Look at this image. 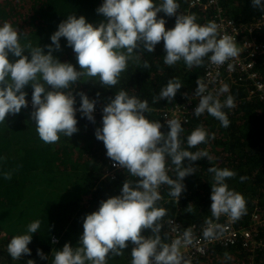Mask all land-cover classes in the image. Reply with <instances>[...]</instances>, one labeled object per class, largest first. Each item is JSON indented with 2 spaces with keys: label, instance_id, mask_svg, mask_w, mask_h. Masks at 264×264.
Here are the masks:
<instances>
[{
  "label": "clouds",
  "instance_id": "obj_1",
  "mask_svg": "<svg viewBox=\"0 0 264 264\" xmlns=\"http://www.w3.org/2000/svg\"><path fill=\"white\" fill-rule=\"evenodd\" d=\"M253 8L264 12V0H251ZM178 0H103L96 13L104 19L90 23L83 15L68 14L50 35L51 43L41 47L21 44L19 29L9 22L0 23V123L6 117L15 116L28 107L26 86H31L30 118L35 122L39 138L46 144L59 141L61 134L70 138L79 131L76 113L95 123L96 99H90L83 91H74L81 80L87 77L105 88H114L121 74L128 68L130 60L139 61L142 52L153 53L156 45L163 42V63L169 67L183 62L188 68L203 66L205 58L220 66L240 54L235 37L221 34L217 23H197L195 15L178 12ZM175 17L174 26L165 27L163 16ZM75 53L79 70L70 62H61L53 52L61 51L60 40ZM44 49H47L45 51ZM27 51L28 55H25ZM15 57L10 60L9 56ZM231 67V65H229ZM138 67L148 69L147 61ZM182 88V82L170 79L161 88L153 102L173 100ZM229 92L225 84L219 93ZM206 93V85L197 81L196 95L200 97L194 114L207 112L229 125L224 108H234L235 101L228 95L221 102L217 96ZM99 97V93L96 94ZM76 96H79V107ZM99 109V108H98ZM102 124L95 128V138L103 142L106 156L113 167L127 170L134 181H124L118 195L101 200L98 209L83 218V232L76 246L65 243L56 250L52 264H107L109 254L121 255L131 249V264H182L180 245L192 243V233L186 230L180 238L163 243L159 235L160 221L166 216L164 208L157 202L162 198L159 188L166 185L169 195L179 201L185 191L183 180L195 173L194 162L211 159L205 150L191 151L207 143L211 138L202 127L194 128L182 148L181 133L184 132L178 119L164 123L150 120L147 100L121 89L108 97L103 105ZM167 126V131L161 129ZM187 160V165H185ZM168 161L174 166L175 178L169 176ZM212 174L210 210L213 218L227 216L231 222L246 214L244 196L231 190L226 183L237 174L229 168L209 167ZM10 180L11 173L5 172ZM247 177L241 176L243 182ZM205 238H214L223 226L206 221ZM42 221L34 220L27 225L26 232L14 235L7 244V252L13 260L31 255L28 245L32 234L38 232ZM150 232L151 236L143 233ZM55 243V241H53ZM41 260L48 256L39 248ZM28 264L35 261L28 259Z\"/></svg>",
  "mask_w": 264,
  "mask_h": 264
},
{
  "label": "trees",
  "instance_id": "obj_2",
  "mask_svg": "<svg viewBox=\"0 0 264 264\" xmlns=\"http://www.w3.org/2000/svg\"><path fill=\"white\" fill-rule=\"evenodd\" d=\"M17 3L18 0H13ZM23 6L16 11V19L22 24L19 29L21 44L43 47L51 43L50 35L57 25L67 15H83L94 25L104 19L96 13V8L103 0H21ZM159 3V0H156ZM224 14L237 23H246L263 13L253 8L251 0H219ZM178 12L185 15H195L197 23L206 24L212 16V11L200 7L188 9V0H178ZM4 8L0 7V11ZM21 13V14H20ZM11 13H8L10 15ZM163 16L166 28L174 26L175 17ZM257 39L264 42V28L257 34ZM61 51H54L61 62L72 63L77 70L75 53L66 46V40L61 38ZM47 51V49H44ZM163 42L156 45L153 53L142 52L139 61L130 60L128 68L121 74L119 83L114 88H105L89 78L81 77L74 91L85 92L90 99H96V107L102 110L108 97L124 89L129 95H135L147 100L150 120L158 121L160 110L167 105L181 100V97L197 88V81L203 74L208 62L205 58L203 66L188 68L178 62L169 67L163 63ZM25 55H28L27 51ZM10 60L15 57L9 56ZM147 61L148 69L138 67ZM259 77L264 79V68L258 62ZM170 79L182 82V88L173 100H159L153 102L162 87ZM229 92L220 94L219 89L213 93L221 102L228 95L235 101L234 108H224L229 125L223 127L221 122L207 112L194 116L188 123L182 125V148H186V138L197 126H202L211 138L191 151L205 150L211 159H201L194 162L195 173L184 178L185 191L179 201L171 197L169 188L163 185L158 207L166 210V216L160 221L159 233L163 243H167L169 235L166 230V219L177 216L185 224L189 222L202 223L213 219L211 204L212 174L209 167L229 168L236 172L234 178L226 183L231 190L241 193L246 200V214L238 224L247 221L248 213L254 204L264 208V101L257 97L248 98V87L230 83ZM26 92L31 94V86H26ZM99 93V97H97ZM79 102V96H76ZM32 109L22 108L15 116H8L4 123H0V264H28V259L35 264H52L56 250L65 243L76 246L79 236L83 232V218L95 211L101 200L118 195L124 181H134L126 170L115 171L114 176L106 173L108 168L106 149L102 141L95 138L94 130L102 124V112L95 116V123L89 122L81 115H76L79 131L70 138L61 134L58 142L44 143L38 136L35 122L31 120ZM164 132L167 127L163 128ZM187 165V160H185ZM169 176L175 178L174 166L168 161ZM10 172L11 179H4V173ZM247 177L243 182L240 177ZM113 177V178H112ZM222 218V217H220ZM40 219L41 228L32 234L30 256L20 260H13L7 252V244L14 235L26 232L27 225ZM145 236H151L145 231ZM52 236L58 238L53 244ZM128 247L121 255L109 254L107 264H131V249ZM37 248L47 256L41 260L37 255ZM245 252L239 246L215 245L210 252L193 264H242Z\"/></svg>",
  "mask_w": 264,
  "mask_h": 264
},
{
  "label": "built area",
  "instance_id": "obj_3",
  "mask_svg": "<svg viewBox=\"0 0 264 264\" xmlns=\"http://www.w3.org/2000/svg\"><path fill=\"white\" fill-rule=\"evenodd\" d=\"M187 7L188 9L200 7L211 10L212 16L209 18V22L214 21L217 23L219 32L222 35L227 34L235 37L237 46L240 49V54L224 65L217 66L209 61L207 62L200 78V81L206 85L205 94H213L225 84L236 83L248 87V98L257 97L264 101V79L259 77L258 72L259 61L264 68V42L258 40L256 36L264 28V12L249 22L237 23L224 14L219 0H188ZM26 93V99L29 102L27 108L32 109L31 94ZM195 93L196 90L190 91L183 95L179 102L162 108L158 121L164 123L169 119H178L182 125L188 123L196 116L194 109L200 100V97ZM75 106L79 107L78 101ZM99 112L100 110L96 107L94 114ZM76 115H80V113L77 112ZM165 127H167L166 124L163 128ZM107 165L106 173L111 176H114L115 171L124 170L113 167V162L109 158ZM162 189L163 185L159 188L160 194ZM220 217L219 219H210L213 224L223 226V231L218 230L214 238L203 236V231L208 226L206 221L185 224L176 215L169 216L166 219V230L169 235L167 243H171L177 238L183 241V233L186 230H190L192 233V243L185 245L182 242L180 245V252L183 257L182 264H193L200 257L208 254L215 245H239L245 252V259L242 264H264V208L254 204L248 213L247 221L241 225L238 224V220L231 222L225 215ZM51 241L55 244L58 242V238L52 236Z\"/></svg>",
  "mask_w": 264,
  "mask_h": 264
},
{
  "label": "rangeland",
  "instance_id": "obj_4",
  "mask_svg": "<svg viewBox=\"0 0 264 264\" xmlns=\"http://www.w3.org/2000/svg\"><path fill=\"white\" fill-rule=\"evenodd\" d=\"M21 5L23 6L21 0H18L17 3L14 2L13 0H0V7L4 8L3 11H0V23L6 21L11 23L14 28L20 29L22 27V24L19 23V20L16 19L15 15H16V11L21 9ZM8 13L11 14L8 15Z\"/></svg>",
  "mask_w": 264,
  "mask_h": 264
}]
</instances>
